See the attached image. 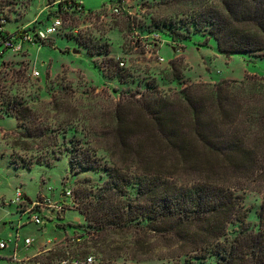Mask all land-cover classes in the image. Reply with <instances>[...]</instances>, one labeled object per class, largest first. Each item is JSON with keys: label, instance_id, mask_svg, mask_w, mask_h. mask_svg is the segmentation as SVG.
<instances>
[{"label": "trees", "instance_id": "obj_1", "mask_svg": "<svg viewBox=\"0 0 264 264\" xmlns=\"http://www.w3.org/2000/svg\"><path fill=\"white\" fill-rule=\"evenodd\" d=\"M56 1L34 28L83 10L82 0ZM5 3L1 0L0 7ZM16 3L8 2L7 7ZM156 4L158 24L166 27L171 40L202 38V45L213 40L222 54L264 56V0H160ZM1 19L7 28L11 20L2 8ZM84 47L89 50L88 45ZM7 53L0 55V65ZM177 65V60L171 62L173 81L182 76ZM124 98L129 110L116 107L103 137L92 133L95 146H105L109 163L102 165L96 148L76 145L75 151L70 149L75 152L71 162L87 170L103 167L108 175L101 185L79 186L76 195L86 225L78 240L87 248L99 249L92 243L94 237L109 231L130 233L132 250L149 252L154 239L160 240L175 248L168 259L179 264L181 259L186 264H264V82L248 76L235 88L221 82L212 87L188 86L173 95L152 89L141 99ZM9 106L14 113L6 112V116L15 118L29 133L32 109L16 100L9 101ZM132 106L139 109L138 119ZM142 122L146 128L140 126ZM139 127L142 133L131 136ZM38 138L53 141L48 154H62L55 151L56 136L40 131ZM198 160L211 161L213 175L181 179L179 171L191 175L187 167ZM219 171L233 172V179L213 178ZM250 189L263 196L257 223L252 225L241 211L242 194ZM72 201L75 206L74 194ZM62 218L59 215L58 221ZM106 248L101 253L110 262L123 258L122 247Z\"/></svg>", "mask_w": 264, "mask_h": 264}, {"label": "rangeland", "instance_id": "obj_2", "mask_svg": "<svg viewBox=\"0 0 264 264\" xmlns=\"http://www.w3.org/2000/svg\"><path fill=\"white\" fill-rule=\"evenodd\" d=\"M6 1L16 3L15 0ZM53 1L24 0L10 7L5 3L0 9L8 13L11 20L6 29L14 32L16 27H26L33 21L43 22L45 9L51 10L55 5ZM82 1V11L63 15L61 32L40 48L7 53L0 65V226L3 222L23 224L20 236L22 240L25 237L34 240L31 250L57 239L50 251L38 256L45 264H61L77 255L81 260L94 256L97 264H179L168 259L175 248L156 239L149 252L132 250L130 233L121 235L109 231L94 237L92 243H97L99 249L87 248L83 240H78L83 225H86L80 212V198L76 195L79 186L89 189L91 184L101 185L108 175L103 167L87 170L80 163L71 162L75 152L70 149L75 151L76 145L96 148L102 165H105L109 163L108 154L103 150L105 146H95L92 133L103 137V131L112 120L110 114L116 107L129 110L123 104L127 99L124 97L141 99L142 94L152 89L173 95L174 91L188 86L212 87L221 82L235 88L248 76L264 82V56L222 54L213 40L209 45H202V38L171 40L165 32L166 27L158 24L160 15L156 3L160 0ZM181 31L188 34L184 29ZM153 35L159 36L157 46L148 49L149 44H155ZM84 45H88L89 50ZM175 60L182 76L173 81L171 62ZM121 62L125 63L124 67L120 66ZM35 71L40 73L38 77L34 76ZM231 91L236 93L234 89ZM13 100L32 109L34 114L30 116L31 124L28 123L31 131H28L35 137L28 135L15 118L6 116V112L14 113L9 106V101ZM130 108L138 119L139 109ZM143 125L144 122L140 124ZM40 131L56 136L58 148L55 147V151H62L60 156L47 153L54 148L53 141L38 138ZM138 132L142 133V128L138 131L134 128L130 135H139ZM187 169L193 173L185 175L180 170L179 174L184 176L181 179L191 181L215 171L213 163L205 160L191 161ZM233 175L231 171H219V176L213 178L230 182ZM16 188L32 201L38 196L61 201L66 190H70L78 201L75 206L65 207L64 216L60 215L63 220L58 221L56 216L50 222L46 213L44 225L37 226L31 222L29 214H22L18 205L10 204ZM242 197V213L251 225L257 223L256 213L260 211L263 196L250 189L243 192ZM2 202L7 204L5 210ZM58 225L64 226L66 231ZM67 225L79 226V229H70ZM8 230L0 235L7 238L10 231L15 234L10 227ZM104 246L108 251L122 247L123 258L110 262L104 252L101 253ZM135 254L138 256H133ZM180 262L186 264L184 259Z\"/></svg>", "mask_w": 264, "mask_h": 264}, {"label": "built area", "instance_id": "obj_3", "mask_svg": "<svg viewBox=\"0 0 264 264\" xmlns=\"http://www.w3.org/2000/svg\"><path fill=\"white\" fill-rule=\"evenodd\" d=\"M55 3H59L57 0ZM82 4V2H80ZM48 8L45 9V11ZM115 12H118L116 10ZM36 21L30 23L26 27H22L19 29H15L14 32L9 35H5L6 29V21L4 19L0 20V55L3 53H20L25 48L30 47H39L41 43L47 42L51 37L58 34L63 27L62 18H55L52 20L51 24L44 27H33ZM152 39L155 41L154 45H150L147 47L148 49H152L154 46H157L156 40L159 39L158 35H153ZM121 67L125 66L124 62L120 63ZM40 73L37 71L34 72V76H39ZM72 192L70 190H66L63 195V201H54L47 196H39L35 201H29L26 198V195L20 188L15 189L14 198L11 200L10 204L18 205L19 209L22 210L23 214H29L31 222L35 223L38 226L44 225V219L46 213L49 214L47 216L48 220H52L53 217L51 215L59 216L65 213V207L68 205H72ZM8 242L6 240L0 241V249H5L7 247ZM25 247L29 249L33 244V240L25 239L24 241ZM44 252V251H43ZM41 255V254H40ZM32 256L26 258L23 262L19 259V257L14 254L12 257V261L15 264H45L42 260L38 259V256ZM95 258L94 256L86 257L81 260L80 258H72L65 259L61 264H94Z\"/></svg>", "mask_w": 264, "mask_h": 264}, {"label": "crops", "instance_id": "obj_4", "mask_svg": "<svg viewBox=\"0 0 264 264\" xmlns=\"http://www.w3.org/2000/svg\"><path fill=\"white\" fill-rule=\"evenodd\" d=\"M26 198L29 199L30 202L32 201L30 199V197H28V195H26ZM63 200L64 199L62 196L61 201H63ZM56 201H60V200H56ZM5 207H7V204H4L2 202V209L5 210ZM22 214H23V212H22ZM51 216L53 217V219L56 217V216L54 217L53 215H51ZM63 216H64V214H63ZM21 219H22V217H21ZM8 226L11 228V230H15V234L10 231L7 235V238L0 235V241L6 240L8 242L7 247L5 249H0V254H1L0 255V264H15L12 261V257L14 254H16L22 262L28 257H32V256L34 257L36 255L44 254V253L50 251L51 246L53 244H55V242L57 241V239L54 240V242H50V240H49L46 243L40 244L36 249L31 250V248L34 247L35 242L32 238L25 237V239L33 240V244L31 245V247L29 249H27L25 247V244H24L25 239L22 240L21 236H20V231H21V228L23 227V224H17V225L10 224L9 225L8 223L3 222L2 226H0V233H2V234L5 233L9 228ZM44 231H46V226H45ZM59 241H62V240H59ZM21 264H24V263H21Z\"/></svg>", "mask_w": 264, "mask_h": 264}]
</instances>
